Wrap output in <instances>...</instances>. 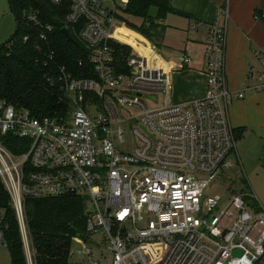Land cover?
Here are the masks:
<instances>
[{"label": "built area", "instance_id": "obj_1", "mask_svg": "<svg viewBox=\"0 0 264 264\" xmlns=\"http://www.w3.org/2000/svg\"><path fill=\"white\" fill-rule=\"evenodd\" d=\"M50 1L68 3L64 29L88 49L91 76L75 77L62 67L57 78H47L60 85L72 106L61 120L38 118L0 98V181L27 254L26 199L78 195L89 235L88 241L74 237L80 247L73 253L86 259L94 255L91 242L103 247L99 259L87 264H257L264 256V208L243 193L206 197L205 190L227 174L236 151L227 106L264 90V70L260 84L231 91L224 73L226 31L214 24L205 40V95L174 103L169 74L192 57L181 54L169 67L156 48L160 62L154 57L150 63L128 44L132 52L119 57L113 43H125L115 36L122 24L117 6L106 7L103 0ZM22 18L48 43L53 24L34 9L23 10ZM30 38L27 34L24 41ZM255 56L264 69V48ZM124 125L130 126L133 143ZM9 137L27 139L28 148L14 153L4 142ZM4 217L0 210L3 245Z\"/></svg>", "mask_w": 264, "mask_h": 264}, {"label": "trees", "instance_id": "obj_2", "mask_svg": "<svg viewBox=\"0 0 264 264\" xmlns=\"http://www.w3.org/2000/svg\"><path fill=\"white\" fill-rule=\"evenodd\" d=\"M10 3L17 27L12 37L0 45V98L16 108L28 109L38 118L50 116L61 120L71 111L72 106L64 98L60 85L48 82L47 78H57L62 67L75 77L91 76L88 72V49L71 29L70 34L75 41L68 39L64 33L68 3L62 6H56L50 0H10ZM25 9L39 11L46 22L53 24L55 29L49 35L48 43L40 42L33 26L23 20L22 12ZM168 13L185 15L175 9L170 0H129L119 11L117 8L116 15L126 22V25H118L127 31H133L136 40L144 44V47L150 46L148 38L160 48L157 38L162 36L164 26L158 21L164 19ZM124 14L126 17H139L143 22L137 24L129 21ZM255 17L264 22V9H257ZM27 34L31 38L25 42L24 37ZM113 45L119 57L128 56L132 52L130 44L128 46L126 43L114 42ZM133 45L150 63L154 57H158V63L160 62V57L153 48H144L138 43ZM158 68L161 70L160 66ZM4 142L16 154L21 153L24 148L26 150L29 143L27 139L18 137H9L8 142L7 139ZM240 182L243 185L241 191L245 193L246 181L242 179ZM244 197L259 209L252 196L245 193ZM10 201V196L0 181V210L5 214L3 241L9 250L11 264H29L24 240ZM25 212L33 264H82L71 261L74 255V237L88 241L89 235L85 202L81 196L27 198Z\"/></svg>", "mask_w": 264, "mask_h": 264}, {"label": "crops", "instance_id": "obj_3", "mask_svg": "<svg viewBox=\"0 0 264 264\" xmlns=\"http://www.w3.org/2000/svg\"><path fill=\"white\" fill-rule=\"evenodd\" d=\"M170 3L185 15L168 13L158 21L164 26L162 36L157 38L160 48L147 40L161 58L170 61L169 67L178 63L181 54L192 57L190 64L169 74L172 83L171 100L174 103L190 102L205 95V40L214 24L226 31L224 73L228 88L237 92L244 90L247 84H260L259 74L264 69L255 51L264 48V22L255 18V11L264 9V0H170ZM133 43L144 47L136 38ZM251 68L255 71L249 76ZM226 111L237 140L236 151L230 157V168L239 167V173L245 174L246 189L264 208V90L248 93L242 99H234ZM239 179H232L231 184ZM28 261L33 264L31 249ZM258 264H264V256Z\"/></svg>", "mask_w": 264, "mask_h": 264}, {"label": "rangeland", "instance_id": "obj_4", "mask_svg": "<svg viewBox=\"0 0 264 264\" xmlns=\"http://www.w3.org/2000/svg\"><path fill=\"white\" fill-rule=\"evenodd\" d=\"M103 1L106 7L113 8L114 6H117L118 11L124 6L122 0H108V1L103 0ZM124 16L126 17L125 14ZM126 18L129 21L137 22V24H142L143 22V20L139 17L128 15ZM117 19L121 21L122 24L126 25V22L119 19L118 15H117ZM16 27H17L16 16L12 9L10 0H0V45L7 42L12 37V35L15 33ZM115 36L121 41H124V43L130 44V45H132L135 39V34L133 31H127L121 28L120 26L116 27ZM148 48H151V47H148ZM162 99H163L162 97H159L158 102L160 103ZM124 128H125V133H126L125 135H126L127 141L130 143H133L134 137H133L130 126L124 125ZM129 148H130V145L124 146V150H129ZM233 159L234 158L232 157V160ZM236 166H238L237 163H236ZM230 171H231V174H230ZM235 178L236 179L240 178V179L234 184L233 183L231 184V180ZM241 178L245 180V174H243L242 172L239 173V167H237V169L235 167L230 168L228 170V175L224 174L222 176H218L206 188L205 190L206 197L207 196H212V197H220V196L224 197L225 196V198H228L230 197L231 194H242L241 189L243 187L241 186V182H240V180H242ZM245 193L249 194L248 190H246ZM10 205H12L11 201H10ZM90 246L92 247L93 254H94L91 258L79 259L77 255L74 254L71 257V261L75 263L87 264L88 262H90V260L99 259L98 254L102 251L103 247L100 248V246L95 244L94 241L91 242ZM79 247L80 246L78 243L76 242L73 243L72 245L73 252L76 251V249ZM0 264H11L9 250L7 246L3 245L2 243H0ZM102 264H109V263L103 262Z\"/></svg>", "mask_w": 264, "mask_h": 264}, {"label": "water", "instance_id": "obj_5", "mask_svg": "<svg viewBox=\"0 0 264 264\" xmlns=\"http://www.w3.org/2000/svg\"><path fill=\"white\" fill-rule=\"evenodd\" d=\"M64 33L65 35L68 37V39L72 40L70 34H69V31L67 29H64ZM74 41V40H73Z\"/></svg>", "mask_w": 264, "mask_h": 264}, {"label": "bare ground", "instance_id": "obj_6", "mask_svg": "<svg viewBox=\"0 0 264 264\" xmlns=\"http://www.w3.org/2000/svg\"><path fill=\"white\" fill-rule=\"evenodd\" d=\"M151 47V46H150ZM151 48H153V47H151Z\"/></svg>", "mask_w": 264, "mask_h": 264}]
</instances>
